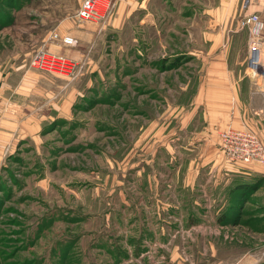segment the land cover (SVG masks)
Listing matches in <instances>:
<instances>
[{
    "label": "rangeland",
    "instance_id": "obj_1",
    "mask_svg": "<svg viewBox=\"0 0 264 264\" xmlns=\"http://www.w3.org/2000/svg\"><path fill=\"white\" fill-rule=\"evenodd\" d=\"M123 1L82 18L86 0H0V264H264V165L245 164L221 208L229 170L192 134L204 112L189 130L184 81L199 64L179 54L198 49L194 24L219 0ZM233 4L242 26L264 0ZM241 130L264 145V121L221 129L222 162L223 134ZM183 177L201 193L168 212L167 184Z\"/></svg>",
    "mask_w": 264,
    "mask_h": 264
},
{
    "label": "crops",
    "instance_id": "obj_2",
    "mask_svg": "<svg viewBox=\"0 0 264 264\" xmlns=\"http://www.w3.org/2000/svg\"><path fill=\"white\" fill-rule=\"evenodd\" d=\"M123 2H119V6L116 8L118 14H125L127 12L124 5L125 2ZM223 2L225 3L224 5ZM233 2L234 0L230 3H226L225 0H219L214 6H205L202 10H204V15L208 18V21L199 26L194 24V28L198 27L200 31L198 49L194 50L196 53L189 50L188 52L179 54L186 56L183 58V61L185 59H195L199 64V70L196 75L193 74L194 76H192L190 73L188 81H184V90L189 91L191 95L197 96V98L190 101L192 108L188 112L190 119L193 117V110L202 111L207 119V126L205 124L201 128V131L192 134H197L199 137L198 141L201 144L212 148L210 152H205L204 154L208 156L206 158L215 160V167L217 166L216 163H220L221 167L219 169H215L214 167V171L218 172L220 177L222 175L220 171H222L223 167L225 170H229L226 172L229 179H227V182L225 181V192L215 193V196L218 195L219 201L223 203L221 208H224L228 204L231 193L238 187L233 177L240 174H250L252 168L251 165L229 164L227 161L222 162L224 159L223 154L221 153L220 155L216 151V145L219 140L218 132L230 126L233 128H241L242 125H248L249 127L258 126L259 124L262 125L264 121V68L257 74H251L248 71L250 50L245 44L246 29L242 28L243 25H236L228 20V17L235 11ZM141 7L142 10L146 9L144 6ZM252 15H257L259 20L257 23H253L250 29L258 36L261 46H263L264 6L259 8L258 13H251L246 17ZM234 25L239 27L234 28ZM213 27L214 29H212ZM189 34L191 35L192 32ZM191 36L194 39V34ZM237 51L239 52L238 54L236 53ZM241 51L242 54H240ZM263 52L264 50H262ZM191 79H196L197 81L191 84ZM252 115H257L258 118L252 120ZM14 116L12 117L13 121ZM192 121L193 119L189 122V130L192 128L191 131L194 128ZM13 123H11L12 126L14 125ZM3 151H5V147L2 148L0 146V153ZM195 174H197L196 171ZM229 181L233 182H230V184ZM191 183V179L187 181L183 177V182L179 186L178 184H167L165 190L167 202L165 201L164 205L168 212L170 211L169 206L173 209L177 205L185 207L184 199H180L179 194L183 196L185 191L190 192V190L194 193H201L200 190L203 188L202 181ZM219 183L221 182L216 181L214 185L217 187ZM176 191L179 193H176ZM221 194L223 195L221 196ZM175 198L178 202H176ZM203 202L205 201L203 200ZM191 204H193V201L189 203V205ZM221 208L217 212H220ZM182 216L185 215L182 214ZM193 217L195 218L194 214ZM193 221L195 222V220Z\"/></svg>",
    "mask_w": 264,
    "mask_h": 264
},
{
    "label": "built area",
    "instance_id": "obj_3",
    "mask_svg": "<svg viewBox=\"0 0 264 264\" xmlns=\"http://www.w3.org/2000/svg\"><path fill=\"white\" fill-rule=\"evenodd\" d=\"M99 0H86L82 10L80 11V16H92L94 12H97V4ZM259 20L257 15H252L247 17L242 21L244 27H249ZM251 32V50L250 58L248 62V71L251 74H257L263 69L262 65V48L260 39L258 36L250 29ZM64 44L73 45L75 43L74 38L65 37L63 39ZM255 48H257V56H255ZM43 63L46 67L55 66L56 62L63 61L62 58H53L52 61L46 59L45 57L38 60ZM223 151L228 159L229 163L234 164H251L260 163L264 165V145L259 141L257 136L249 130L241 131H230L223 134Z\"/></svg>",
    "mask_w": 264,
    "mask_h": 264
},
{
    "label": "bare ground",
    "instance_id": "obj_4",
    "mask_svg": "<svg viewBox=\"0 0 264 264\" xmlns=\"http://www.w3.org/2000/svg\"><path fill=\"white\" fill-rule=\"evenodd\" d=\"M254 53H255V56H257V53H258L257 48H255Z\"/></svg>",
    "mask_w": 264,
    "mask_h": 264
}]
</instances>
